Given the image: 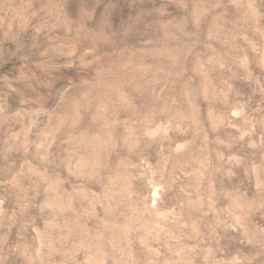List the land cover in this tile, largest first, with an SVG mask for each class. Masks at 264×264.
<instances>
[{
	"label": "rangeland",
	"instance_id": "rangeland-1",
	"mask_svg": "<svg viewBox=\"0 0 264 264\" xmlns=\"http://www.w3.org/2000/svg\"><path fill=\"white\" fill-rule=\"evenodd\" d=\"M0 264H264V0H0Z\"/></svg>",
	"mask_w": 264,
	"mask_h": 264
}]
</instances>
